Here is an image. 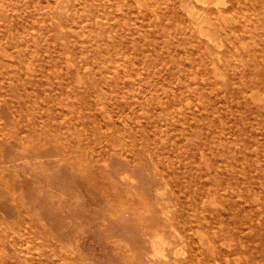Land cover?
Here are the masks:
<instances>
[{"label":"rangeland","instance_id":"1","mask_svg":"<svg viewBox=\"0 0 264 264\" xmlns=\"http://www.w3.org/2000/svg\"><path fill=\"white\" fill-rule=\"evenodd\" d=\"M235 1L214 44L196 0H0V264H264V0Z\"/></svg>","mask_w":264,"mask_h":264},{"label":"bare ground","instance_id":"2","mask_svg":"<svg viewBox=\"0 0 264 264\" xmlns=\"http://www.w3.org/2000/svg\"><path fill=\"white\" fill-rule=\"evenodd\" d=\"M196 2L200 5V8L185 7L187 9L186 10L187 16L191 20V24L193 25L197 35L206 37L210 43H214V40L212 39V35H214L213 32L215 30H220L223 27L222 26L223 23L224 24L226 23L228 27L230 26L231 30L229 31L231 33L237 32V30H239V28L241 27L242 22L240 21V18L237 15H235V10H234L235 9L234 4L236 2L235 0H231L228 4H225L226 6H224L223 10L220 11L218 10V14L216 15L217 16L216 18L215 17L211 18V15L214 14L213 11L211 10V6L215 8L216 4L218 3L222 4V0H216V2L214 3L210 2L209 0H196ZM227 19L228 21H226ZM235 23H237V25H235ZM237 46L238 43H236L234 47ZM159 239L160 238L156 239L155 241L158 242ZM215 263H217V261Z\"/></svg>","mask_w":264,"mask_h":264}]
</instances>
